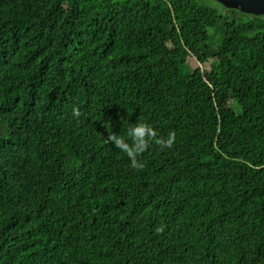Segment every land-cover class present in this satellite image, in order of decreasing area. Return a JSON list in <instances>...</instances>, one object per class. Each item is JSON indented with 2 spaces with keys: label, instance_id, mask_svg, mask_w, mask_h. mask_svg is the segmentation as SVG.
Listing matches in <instances>:
<instances>
[{
  "label": "trees",
  "instance_id": "16d2710c",
  "mask_svg": "<svg viewBox=\"0 0 264 264\" xmlns=\"http://www.w3.org/2000/svg\"><path fill=\"white\" fill-rule=\"evenodd\" d=\"M213 1L0 0V264H264V17Z\"/></svg>",
  "mask_w": 264,
  "mask_h": 264
},
{
  "label": "clouds",
  "instance_id": "9594fccd",
  "mask_svg": "<svg viewBox=\"0 0 264 264\" xmlns=\"http://www.w3.org/2000/svg\"><path fill=\"white\" fill-rule=\"evenodd\" d=\"M79 115L78 111L74 112ZM157 131L146 123H134L127 129L125 135L111 134L109 139L116 148L125 153L133 167H138L137 156L149 146V142L156 140L163 147H170L175 140V133H169L167 138L157 139Z\"/></svg>",
  "mask_w": 264,
  "mask_h": 264
},
{
  "label": "water",
  "instance_id": "95a60500",
  "mask_svg": "<svg viewBox=\"0 0 264 264\" xmlns=\"http://www.w3.org/2000/svg\"><path fill=\"white\" fill-rule=\"evenodd\" d=\"M223 7L243 14L264 17V0H215Z\"/></svg>",
  "mask_w": 264,
  "mask_h": 264
},
{
  "label": "rangeland",
  "instance_id": "374dc122",
  "mask_svg": "<svg viewBox=\"0 0 264 264\" xmlns=\"http://www.w3.org/2000/svg\"><path fill=\"white\" fill-rule=\"evenodd\" d=\"M210 2H214V1H213V0H210ZM216 3H217V2H216ZM219 8H220V7H219ZM220 9L223 10L222 8H220ZM239 13H241V12H239ZM239 13H238V16H239L241 19L244 18V16L241 15L242 13H241V14H239Z\"/></svg>",
  "mask_w": 264,
  "mask_h": 264
}]
</instances>
